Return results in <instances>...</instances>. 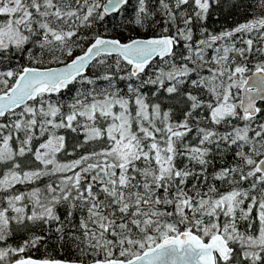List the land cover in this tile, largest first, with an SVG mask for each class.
Returning a JSON list of instances; mask_svg holds the SVG:
<instances>
[{
	"label": "snow or ice",
	"instance_id": "snow-or-ice-1",
	"mask_svg": "<svg viewBox=\"0 0 264 264\" xmlns=\"http://www.w3.org/2000/svg\"><path fill=\"white\" fill-rule=\"evenodd\" d=\"M0 264H264V0H0Z\"/></svg>",
	"mask_w": 264,
	"mask_h": 264
}]
</instances>
